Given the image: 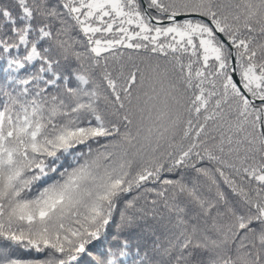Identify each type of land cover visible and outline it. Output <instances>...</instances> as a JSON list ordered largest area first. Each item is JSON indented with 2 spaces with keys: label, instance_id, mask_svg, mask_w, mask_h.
<instances>
[{
  "label": "snow or ice",
  "instance_id": "6c2138e0",
  "mask_svg": "<svg viewBox=\"0 0 264 264\" xmlns=\"http://www.w3.org/2000/svg\"><path fill=\"white\" fill-rule=\"evenodd\" d=\"M0 264H264V0H0Z\"/></svg>",
  "mask_w": 264,
  "mask_h": 264
}]
</instances>
